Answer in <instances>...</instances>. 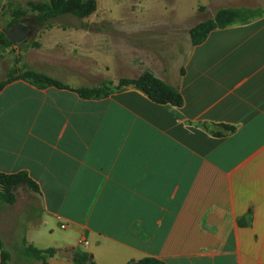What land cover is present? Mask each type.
<instances>
[{"label":"crops","instance_id":"1","mask_svg":"<svg viewBox=\"0 0 264 264\" xmlns=\"http://www.w3.org/2000/svg\"><path fill=\"white\" fill-rule=\"evenodd\" d=\"M183 72L182 107L134 87L0 91V174L38 186L25 241L47 264H264V17L213 31Z\"/></svg>","mask_w":264,"mask_h":264},{"label":"rangeland","instance_id":"2","mask_svg":"<svg viewBox=\"0 0 264 264\" xmlns=\"http://www.w3.org/2000/svg\"><path fill=\"white\" fill-rule=\"evenodd\" d=\"M10 2L0 30L10 31L20 21L34 29L26 43L0 51V83L28 65L75 90L106 83L112 94L145 74L178 89L194 28L223 13L228 27L264 17V0H96L82 20L62 16L54 27L44 28L31 15L21 17L27 0ZM62 36L70 41L62 42ZM12 192V204L0 203V243L11 264H29L22 255L25 234L39 221L41 204L24 185Z\"/></svg>","mask_w":264,"mask_h":264},{"label":"trees","instance_id":"3","mask_svg":"<svg viewBox=\"0 0 264 264\" xmlns=\"http://www.w3.org/2000/svg\"><path fill=\"white\" fill-rule=\"evenodd\" d=\"M95 5L96 0H48L44 3L29 2L27 4L28 9L20 12V14L21 17H27L31 15L35 19V23L38 26H42L44 28H52L55 25V21L62 16L70 15L82 20L86 17L87 13L95 7ZM224 15L225 14L223 13L219 15L215 20L203 23L194 28L191 31L192 46L196 47L203 44L213 31L227 28V24L224 23ZM83 27H85V25ZM6 32H2L0 30V51L2 49H7L13 46L7 39L5 35ZM16 80H23L40 90L51 87L57 89L72 90V88L60 83L58 80L50 77L49 75L36 71L28 65H24L18 70L17 74L10 75L6 81L0 83V91L3 90L6 85ZM124 85L134 87L144 92L156 104H170L176 107H182L184 104V98L179 89L170 84L159 81L150 74H145L139 80L127 82ZM76 92L81 98L87 100L103 99L107 98L111 94L106 88V83H103L100 86L94 87L92 89L76 90ZM17 185H24L25 188L30 192H33L35 194L39 193L38 186L30 178H28L26 174H18L12 176L0 174L1 204H12L15 201L12 188ZM0 252V264H11L8 261V255L2 249L1 243ZM55 254L56 251L53 249L39 250L31 245H27L25 241L22 255L26 256L30 260V262H28L29 264H32L33 261L40 262L41 264H47V259L53 257ZM89 257L90 256L88 254L81 255L77 253L75 260L79 264H87L89 261ZM141 264L164 263L155 259H145L141 262Z\"/></svg>","mask_w":264,"mask_h":264},{"label":"water","instance_id":"4","mask_svg":"<svg viewBox=\"0 0 264 264\" xmlns=\"http://www.w3.org/2000/svg\"><path fill=\"white\" fill-rule=\"evenodd\" d=\"M34 29V25H22L21 23L14 26V28L5 33L7 39L12 45H22L29 40L30 34ZM88 264H94L89 261Z\"/></svg>","mask_w":264,"mask_h":264},{"label":"flooded vegetation","instance_id":"5","mask_svg":"<svg viewBox=\"0 0 264 264\" xmlns=\"http://www.w3.org/2000/svg\"><path fill=\"white\" fill-rule=\"evenodd\" d=\"M19 23H21L22 25H26V26H27V25H32V24H28V23L25 22V21H20ZM19 23H18V24H19ZM16 25H17V24H16Z\"/></svg>","mask_w":264,"mask_h":264}]
</instances>
